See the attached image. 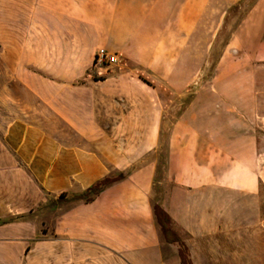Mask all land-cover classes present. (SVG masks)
Listing matches in <instances>:
<instances>
[{
	"label": "crops",
	"instance_id": "0c3cea01",
	"mask_svg": "<svg viewBox=\"0 0 264 264\" xmlns=\"http://www.w3.org/2000/svg\"><path fill=\"white\" fill-rule=\"evenodd\" d=\"M247 1L0 0V264H182L155 206L184 224L180 193L257 195L264 40L215 54Z\"/></svg>",
	"mask_w": 264,
	"mask_h": 264
},
{
	"label": "rangeland",
	"instance_id": "374dc122",
	"mask_svg": "<svg viewBox=\"0 0 264 264\" xmlns=\"http://www.w3.org/2000/svg\"><path fill=\"white\" fill-rule=\"evenodd\" d=\"M23 17L25 19V16ZM13 18L14 16H11V20ZM213 32L210 31V37ZM221 32V39L224 42L217 48L216 58L223 54L228 42L232 43L229 47L230 52L240 48L250 54L254 52L255 43L264 40V0H248L240 9L231 11ZM11 33L12 37H15V30ZM18 37L24 40L26 31H22L21 36ZM21 48L26 47L19 46V52ZM14 50V46H7L8 55L13 54ZM205 51V46H196L188 53L198 56L201 60ZM11 64L13 63L10 61H0V69L9 73L13 69ZM123 64L122 62L120 66H116L117 69L120 70L121 66L136 69L132 64L127 66ZM209 68L212 69L211 65L202 72L205 73ZM24 69L36 71L34 67L25 64ZM110 71L111 68L108 72ZM260 73L263 76L259 77V82L256 83V90L260 93L257 95L255 113L259 138L260 190L255 196H246L216 188L199 191L193 195L186 192L180 193L179 197L184 205L192 202L185 217L188 215L194 220L184 222V224L175 220L171 221V228L180 236L186 247L182 249L179 243L174 245L179 255L183 251L187 264H264V68L259 70ZM7 83L9 85V76ZM149 83L155 87L163 84L154 81ZM206 84L205 79L200 78L196 85ZM121 85L125 86L126 83H121ZM163 145L168 146V142H164ZM164 179V174L155 175L154 188L157 201L171 192L170 183H165ZM162 182L163 184H160ZM178 217L181 219V216Z\"/></svg>",
	"mask_w": 264,
	"mask_h": 264
},
{
	"label": "trees",
	"instance_id": "16d2710c",
	"mask_svg": "<svg viewBox=\"0 0 264 264\" xmlns=\"http://www.w3.org/2000/svg\"><path fill=\"white\" fill-rule=\"evenodd\" d=\"M122 179H123V175H120L116 179L106 178V179L102 180L101 182H99L94 187H92L90 189V191L93 192L95 195H97L98 193L101 192V190L103 188L113 184L114 182L120 181ZM154 210H155V215L157 217L158 223L160 224L167 241L169 243L178 242L179 244H181L182 249L183 248L185 249L186 247H185L184 243H182V241L179 237H177L175 235V237L173 239L170 238V235L174 234V232L171 228V219L168 216V214L165 211H163L159 206H155ZM180 255H181V259H182V264H187V259L183 256V251L180 252Z\"/></svg>",
	"mask_w": 264,
	"mask_h": 264
},
{
	"label": "built area",
	"instance_id": "2783aa9c",
	"mask_svg": "<svg viewBox=\"0 0 264 264\" xmlns=\"http://www.w3.org/2000/svg\"><path fill=\"white\" fill-rule=\"evenodd\" d=\"M120 60L117 54L109 53L105 49H101L97 52L95 57V64L101 68L105 69L107 72L110 70L111 66L119 64Z\"/></svg>",
	"mask_w": 264,
	"mask_h": 264
}]
</instances>
